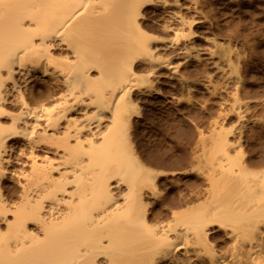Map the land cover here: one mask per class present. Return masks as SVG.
I'll use <instances>...</instances> for the list:
<instances>
[{"label": "bare ground", "instance_id": "bare-ground-1", "mask_svg": "<svg viewBox=\"0 0 264 264\" xmlns=\"http://www.w3.org/2000/svg\"><path fill=\"white\" fill-rule=\"evenodd\" d=\"M244 3L0 0V264H264V160L230 134L242 51L206 12ZM200 95L221 110L202 184L163 198L175 173L138 146Z\"/></svg>", "mask_w": 264, "mask_h": 264}, {"label": "rangeland", "instance_id": "rangeland-1", "mask_svg": "<svg viewBox=\"0 0 264 264\" xmlns=\"http://www.w3.org/2000/svg\"><path fill=\"white\" fill-rule=\"evenodd\" d=\"M241 9L239 12L240 9L232 8L231 12L209 7L206 12L212 17L213 31L242 51L241 75L244 82L239 97L243 103H248L245 113L247 125L241 137L230 134L233 135L231 140L240 141L237 150L245 152L250 163H255L259 159L264 160V0H246ZM201 69L204 71V67L199 71ZM198 76L201 74L195 77ZM185 100L187 116L178 115L176 111L155 114L152 116L156 124L154 133L147 134V140L138 146L148 168L175 173L161 180L160 192L163 198L168 196V199H175L181 191L201 186L197 170L205 162L202 157L204 142L200 140L199 130L208 135L213 121L221 112L218 98L200 95L199 104L194 106L187 96ZM240 124L230 115L225 130L236 132ZM144 143L146 145H142ZM205 144L210 147L209 141ZM182 172H187V175H181Z\"/></svg>", "mask_w": 264, "mask_h": 264}]
</instances>
